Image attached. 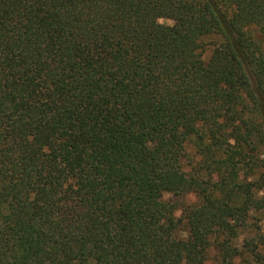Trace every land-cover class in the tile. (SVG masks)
Masks as SVG:
<instances>
[{
    "label": "trees",
    "instance_id": "16d2710c",
    "mask_svg": "<svg viewBox=\"0 0 264 264\" xmlns=\"http://www.w3.org/2000/svg\"><path fill=\"white\" fill-rule=\"evenodd\" d=\"M262 221L264 0H0V264H264Z\"/></svg>",
    "mask_w": 264,
    "mask_h": 264
},
{
    "label": "rangeland",
    "instance_id": "374dc122",
    "mask_svg": "<svg viewBox=\"0 0 264 264\" xmlns=\"http://www.w3.org/2000/svg\"><path fill=\"white\" fill-rule=\"evenodd\" d=\"M159 22L161 24H165V25H169V26L172 25V22L171 21H167V20H160ZM248 33L251 35V37L255 41H257L260 38V34H259L258 29L254 28V27L250 28L248 30ZM215 40H216V38L214 36H208L205 39H203V51H202V59H203V61L206 62L208 60V58L210 57V54H211V51H212L211 43L213 41H215ZM187 151H188L189 155H193L194 154V148H193L192 143H189L187 145ZM183 202H184V204H191V203L195 202V197L192 196V195H189V196H187V197H185L183 199ZM179 215H180V213L178 212L177 216H179ZM259 225L261 226L262 229H264V221H262ZM208 255H209V260L207 261L206 264H214L213 259H214V256H215V252L211 250V251H209Z\"/></svg>",
    "mask_w": 264,
    "mask_h": 264
}]
</instances>
